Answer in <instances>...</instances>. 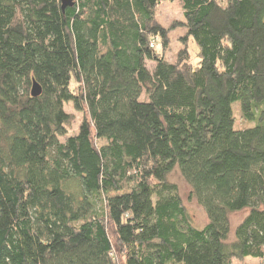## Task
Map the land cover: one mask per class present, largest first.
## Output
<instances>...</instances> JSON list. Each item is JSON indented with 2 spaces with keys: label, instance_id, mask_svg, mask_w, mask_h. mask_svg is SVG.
Returning <instances> with one entry per match:
<instances>
[{
  "label": "trees",
  "instance_id": "16d2710c",
  "mask_svg": "<svg viewBox=\"0 0 264 264\" xmlns=\"http://www.w3.org/2000/svg\"><path fill=\"white\" fill-rule=\"evenodd\" d=\"M161 1L0 0V264H264V0Z\"/></svg>",
  "mask_w": 264,
  "mask_h": 264
},
{
  "label": "rangeland",
  "instance_id": "374dc122",
  "mask_svg": "<svg viewBox=\"0 0 264 264\" xmlns=\"http://www.w3.org/2000/svg\"><path fill=\"white\" fill-rule=\"evenodd\" d=\"M157 20L168 29V45L166 48L161 47V42L156 45V49L162 52L163 57L170 61L175 62L177 58V53L182 49H187L190 61L196 63L197 52L196 46L193 41L189 38L184 44L181 41V37L185 33V28L180 24L183 20L182 9L179 0H163L159 3L155 10ZM160 44V45H159ZM148 66H151L150 61L147 62ZM144 98V96H142ZM239 105L237 102L232 104V109L234 110V115L236 117V123L238 127H244L247 123L240 116L238 111ZM65 109L72 113L73 119L68 126L67 135H73L78 131V127L83 118H86L85 112H79L73 108L71 104H66ZM170 179L174 181L178 188L183 201V205L189 215L191 216L193 223L197 227H202L207 222V215L202 206L198 202L190 197V187L186 181L181 177L177 170H174L170 174ZM248 209H243L241 211L232 212L229 215L230 222V234L229 240L233 239V233L235 226L242 220V218L247 214ZM233 264H260L255 258L245 257L244 259L234 260Z\"/></svg>",
  "mask_w": 264,
  "mask_h": 264
},
{
  "label": "water",
  "instance_id": "95a60500",
  "mask_svg": "<svg viewBox=\"0 0 264 264\" xmlns=\"http://www.w3.org/2000/svg\"><path fill=\"white\" fill-rule=\"evenodd\" d=\"M61 2H62V7L72 4V0H61ZM30 93L32 96H38L41 93V87L35 81L32 82Z\"/></svg>",
  "mask_w": 264,
  "mask_h": 264
}]
</instances>
